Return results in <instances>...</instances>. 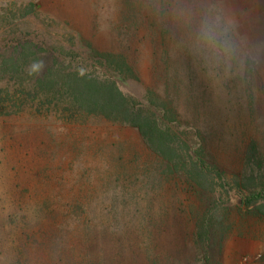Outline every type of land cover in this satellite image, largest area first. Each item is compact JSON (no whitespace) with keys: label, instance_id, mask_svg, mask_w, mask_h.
I'll return each instance as SVG.
<instances>
[{"label":"trees","instance_id":"16d2710c","mask_svg":"<svg viewBox=\"0 0 264 264\" xmlns=\"http://www.w3.org/2000/svg\"><path fill=\"white\" fill-rule=\"evenodd\" d=\"M113 1L108 49L56 44L31 26L0 29V264H183L167 248L166 228L156 236V223L141 219L152 204L142 210L135 187L155 176L163 186L183 179L210 199L207 207L190 204L185 264H223L221 247L238 219L264 220V140L243 148L245 170L230 176L223 132L198 97L213 84L227 93L243 84L251 94L253 68L220 77L223 65L189 58L195 26H175L184 0ZM145 55L156 79L143 100L121 83L141 82L137 62ZM40 60L44 67L29 75ZM243 123L248 130V117L232 127ZM105 124L136 129L151 157L142 164L138 154H117L92 129ZM234 191L242 201L230 208Z\"/></svg>","mask_w":264,"mask_h":264},{"label":"rangeland","instance_id":"374dc122","mask_svg":"<svg viewBox=\"0 0 264 264\" xmlns=\"http://www.w3.org/2000/svg\"><path fill=\"white\" fill-rule=\"evenodd\" d=\"M123 1L119 5L117 4V10L125 8ZM202 1L184 0L183 13L177 21V24L182 23L175 26H196L199 16L205 10L211 9L216 14H220V10L224 16L234 15L236 17L239 22V33L245 36L250 43L262 45L259 58L249 61L247 66V69L253 68L250 78L251 94H246L247 90L243 84L242 88L238 85L233 93H227L228 90L221 91L220 88L214 87L215 84L212 85L213 87L207 88V91L201 89L198 93L202 108L208 116L209 114L212 116L209 118H216L213 123L223 132L221 134L223 140L222 138L221 140L227 148L221 153L222 162L225 166L230 163L234 165V168L229 171L231 176L235 171L239 173L245 170L246 150L243 148H247L248 143L250 144L254 139L264 140V0H214V2L205 0L203 8L200 9L199 4L201 5ZM31 2L35 3L34 13L24 17L20 10L31 7ZM149 2L150 0H144L143 5L149 7ZM112 4H114L113 0H0V19L6 18L5 21L0 20V29L3 26L10 28L16 26L24 30V26H31L32 30L37 33H47L48 39L56 44L71 46L75 44L80 47L83 41H92L95 46L108 49L112 46L109 25L116 11ZM180 4L179 1V6ZM232 6L235 7L233 12ZM174 56L178 61L183 59L179 54ZM191 57L200 58L201 63L203 56L198 50H195L192 55L189 54V58ZM189 58L183 59L182 63L187 64ZM203 63L206 64V61ZM137 67L141 75V82H124L121 83V87L126 93L144 100L147 88L154 85L156 78L148 56L139 58ZM212 69L208 71L209 75H211ZM246 71L240 73L233 67L230 70H225L224 75H220V77L229 74L241 76L245 75ZM192 102L195 101L192 100ZM184 105L186 104L184 103ZM182 109H185V106H182ZM262 115L263 119L261 120ZM238 117H242L245 122L248 117L250 121L248 130L244 123L235 128L232 127ZM108 126L107 124L99 127L93 126L92 129L96 131L95 136L108 140L111 147L118 151L117 154H125L127 158H132L129 157V153L138 154L140 155L139 162L142 164L144 159L151 157L142 136L136 129ZM245 129L250 138L247 137V134L243 135ZM230 132L234 134L228 140ZM262 146L261 152L264 155V143ZM256 162L259 161L256 160ZM152 181L150 186L139 184L135 187L136 195L141 196L136 201L140 203L142 210L147 204H152V214L147 215V210H145L141 219L142 221L153 220L156 223L157 227L153 228L156 236L163 231L164 227L167 229L165 231L168 237L169 252L173 253V257L179 262L185 264V256L191 255L190 248L185 246V243L188 242L194 225L191 221L190 204L193 203V206H197L206 203L205 207H207L210 199L191 192L183 179H175L168 182L166 186L159 182L160 179L157 176ZM233 194L231 202L228 203L230 208L240 205L242 201L235 191ZM216 196L220 197L221 195L216 194ZM128 217L129 214L124 215V218ZM221 249L223 264H257L264 261V220H260L254 215L248 218L240 217ZM137 262L135 261L134 264Z\"/></svg>","mask_w":264,"mask_h":264},{"label":"clouds","instance_id":"9594fccd","mask_svg":"<svg viewBox=\"0 0 264 264\" xmlns=\"http://www.w3.org/2000/svg\"><path fill=\"white\" fill-rule=\"evenodd\" d=\"M193 40L206 62L223 65L226 71L235 67L240 73L246 71L249 61L259 58L262 48L261 44H252L239 33V22L234 15L216 14L211 9L199 16ZM43 67V60L34 61L29 65V75Z\"/></svg>","mask_w":264,"mask_h":264}]
</instances>
